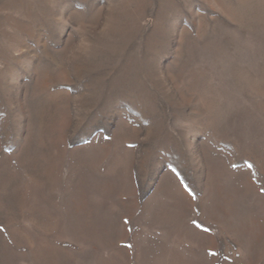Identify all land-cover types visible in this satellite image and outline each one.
I'll list each match as a JSON object with an SVG mask.
<instances>
[{"label": "rangeland", "instance_id": "rangeland-1", "mask_svg": "<svg viewBox=\"0 0 264 264\" xmlns=\"http://www.w3.org/2000/svg\"><path fill=\"white\" fill-rule=\"evenodd\" d=\"M0 264H264V0H0Z\"/></svg>", "mask_w": 264, "mask_h": 264}]
</instances>
